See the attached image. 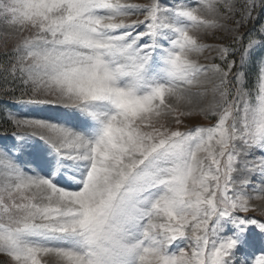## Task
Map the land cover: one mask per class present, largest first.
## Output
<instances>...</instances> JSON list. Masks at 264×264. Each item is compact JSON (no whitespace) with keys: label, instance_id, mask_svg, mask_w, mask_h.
Wrapping results in <instances>:
<instances>
[{"label":"snow or ice","instance_id":"snow-or-ice-1","mask_svg":"<svg viewBox=\"0 0 264 264\" xmlns=\"http://www.w3.org/2000/svg\"><path fill=\"white\" fill-rule=\"evenodd\" d=\"M261 11L0 0L15 33L0 94L7 122L28 130L0 144L7 264H264V209L251 203L264 200V24L239 31ZM218 30L232 43L202 63V36ZM194 115L215 123L181 130Z\"/></svg>","mask_w":264,"mask_h":264},{"label":"rangeland","instance_id":"rangeland-1","mask_svg":"<svg viewBox=\"0 0 264 264\" xmlns=\"http://www.w3.org/2000/svg\"><path fill=\"white\" fill-rule=\"evenodd\" d=\"M129 3H135V4H146L149 2V0H127ZM168 2H172V0H168ZM194 2V0H193ZM238 2H242V0H238ZM262 15V17H261ZM261 17V19H260ZM136 17H132V19H135ZM257 18L260 19V21L257 23ZM257 18L252 23H249L247 28L250 27H258L260 24H264V14H262V11L258 13ZM142 19V17H141ZM229 27H234V24L232 21L227 22ZM247 28H241L240 32H245ZM234 33L230 31L225 30H218L212 34H207L202 36L203 43L210 45L211 48L206 50L203 55L201 56V62L205 64H213V63H220L219 59L217 58V46L219 45H230L232 43V36ZM15 36V33H12L10 29L6 28L2 24H0V54L3 55V61L0 60V65H7L8 61L10 59V56H6L5 52L11 54L12 49L14 47V41L13 37ZM239 57L237 55L236 60L238 61ZM252 82L250 83V87H252ZM210 97L203 101V106H206L209 101ZM171 103L176 106L180 107L181 110H186L183 105H176V102L173 100ZM13 105L10 107L12 108ZM9 109V108H8ZM6 115H7V111ZM183 123L179 125L181 130H187L188 128L196 127V126H210L211 124L215 123L214 118L213 119H205L202 115H194V116H185L181 118ZM168 123L172 127H177L174 122L173 117H167ZM14 128V127H13ZM28 131L25 129H16L14 128L11 132H0V144L4 143H11L12 142V134L13 132H24ZM252 204L256 206L257 209H264V200H257L254 199L251 201ZM260 214L259 210L257 211H250L247 213L249 216H258ZM51 262V264H54V258H48ZM10 260V258L6 257L4 254L0 253V262H3V264H7V262Z\"/></svg>","mask_w":264,"mask_h":264},{"label":"trees","instance_id":"trees-1","mask_svg":"<svg viewBox=\"0 0 264 264\" xmlns=\"http://www.w3.org/2000/svg\"><path fill=\"white\" fill-rule=\"evenodd\" d=\"M262 14H264V11H262ZM261 17H262V15H261ZM261 17H260V19H261ZM260 19L257 18V23L260 21ZM251 28H253V27H250L249 29H251ZM247 30H248V28H247ZM256 55H259V53H257ZM236 58H237V56L236 57H230V59H236ZM0 60L3 61V55L2 54H0ZM255 72H256V66H255V64H253V66L251 67L250 72H249V79H248V86L249 87L251 85L250 83L252 82L253 75L255 74ZM2 84H3V80L0 79V85H2ZM17 95H19L18 92H17ZM10 101H12V100L9 97L0 94V132H11L14 130L13 126L7 122L6 112H5V109L10 105L9 104Z\"/></svg>","mask_w":264,"mask_h":264}]
</instances>
